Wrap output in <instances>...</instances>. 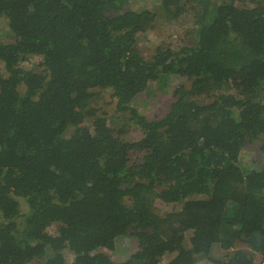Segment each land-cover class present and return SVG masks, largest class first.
Instances as JSON below:
<instances>
[{
  "label": "trees",
  "instance_id": "16d2710c",
  "mask_svg": "<svg viewBox=\"0 0 264 264\" xmlns=\"http://www.w3.org/2000/svg\"><path fill=\"white\" fill-rule=\"evenodd\" d=\"M132 1L0 0V264H264V0Z\"/></svg>",
  "mask_w": 264,
  "mask_h": 264
},
{
  "label": "rangeland",
  "instance_id": "374dc122",
  "mask_svg": "<svg viewBox=\"0 0 264 264\" xmlns=\"http://www.w3.org/2000/svg\"><path fill=\"white\" fill-rule=\"evenodd\" d=\"M132 6L133 7H137L138 6V2L136 1H132ZM161 20L158 22L157 26L153 29H151L150 31L144 32L140 34L139 37V43H140V48L147 51V52H152V49L156 47V45L161 44L163 41H167L170 40V33L173 30H179L181 32H187L189 30V28H191L193 20L190 16V14H186L185 17H183L182 19H180L178 22H176V24L174 26H172L173 28L170 30V25L166 24V22L162 19V17L160 18ZM177 78H174L172 80V84L177 83ZM171 87H169V90L166 92H161V93H155L153 98L151 100H149V102L147 103V105H144L141 109H143V111L150 115H153L155 113H163L164 110L168 107V105L171 103V101L173 100V95H172V90ZM105 95V100L106 101H111V92L110 91H105L104 92ZM107 103V102H106ZM128 137V139H136L138 136H140V131L138 129H131L130 133L128 135H126ZM260 153H258L259 155ZM253 159V155L250 154L247 157V160H251ZM173 207L171 206H166L163 207L162 211L163 213L167 212V211H172ZM54 228L52 227L51 230H53ZM70 257V256H69ZM169 257H165L164 259H162L159 264H167L169 263ZM202 264H211V263H207L206 260L201 261Z\"/></svg>",
  "mask_w": 264,
  "mask_h": 264
}]
</instances>
